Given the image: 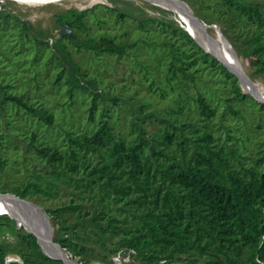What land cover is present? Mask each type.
Listing matches in <instances>:
<instances>
[{
    "label": "rangeland",
    "instance_id": "obj_1",
    "mask_svg": "<svg viewBox=\"0 0 264 264\" xmlns=\"http://www.w3.org/2000/svg\"><path fill=\"white\" fill-rule=\"evenodd\" d=\"M184 1L210 25L209 38L232 52L264 89V72L251 54L252 48L264 44V0H241L260 7V20L237 0ZM80 13L83 18L78 20ZM65 21L70 22L72 36L60 32ZM185 27L176 12L147 0H56L41 5L0 0V192L18 195L40 182L42 191L30 186L26 197L20 195L33 203L17 199L43 214L44 209L51 210L68 222L89 218L104 205V223L111 215H129L123 202L102 201L99 187L87 190L77 183L87 180L90 170L105 159L103 151L86 150L78 137L93 134L104 122L113 127L119 141H140L144 132L148 153L153 139H163L167 130L190 137L194 146L197 136L211 132L215 144L228 154L238 149L232 158L234 168L240 169L243 162L250 169L249 178L261 170L264 162L258 165L255 160L264 155V102L244 87L237 74V82L227 76L223 61L182 32L188 31ZM75 35L108 37L128 45L119 55L79 45L72 40ZM64 48L92 79L88 90L74 85L59 65L56 54ZM259 54L264 58V51ZM237 84L249 93L246 98L236 92ZM8 94L24 95L29 103L50 112L53 121L7 100ZM199 95L215 110L212 117L202 112ZM56 150L61 158L53 157ZM3 214L13 220L0 217V253L5 256L0 264H39L36 259L42 264H67L64 259H44L25 239L31 229L13 213ZM132 218L131 222L139 221ZM49 226L54 237L51 219ZM63 231L79 251L70 249L75 256L67 253L80 264H139L137 256L122 247V235L104 241L83 226ZM177 256L208 259L198 249Z\"/></svg>",
    "mask_w": 264,
    "mask_h": 264
},
{
    "label": "trees",
    "instance_id": "obj_2",
    "mask_svg": "<svg viewBox=\"0 0 264 264\" xmlns=\"http://www.w3.org/2000/svg\"><path fill=\"white\" fill-rule=\"evenodd\" d=\"M237 3L244 5L257 19L262 18L257 5L241 0ZM82 18L83 13L77 15L78 20ZM182 32L198 43L188 31ZM72 40L94 50L119 55L125 53L128 45L126 42L115 43L108 37L79 38L75 35ZM262 51L264 44L260 43L252 48L251 54L253 63L264 72V58L259 54ZM205 55L211 54L206 52ZM56 57L74 85L84 90L94 85L65 48ZM212 58L217 59L215 56ZM222 66L226 75L237 82V75L227 65ZM236 92L242 98L249 95L238 84ZM94 93L99 94L98 91ZM6 99L49 123L53 121L50 112L29 103L24 95L8 94ZM198 100L206 116L212 117L216 113L203 95H199ZM162 138L153 139L152 152L148 153V144L144 141L148 138L144 132L140 141H119L109 122L102 123L91 135L79 136L86 150L103 151L105 159L102 165L90 170L87 180L81 179L77 183L85 184L87 190L99 187L102 201L123 202L129 215L122 218L111 215L104 223L102 219L107 213L104 205L89 218L68 222L47 209L55 227L54 240L77 254L76 244L63 230L69 227L78 230L83 226L104 241L122 235V247L136 255L139 264H155L162 259L174 264H264V167L254 171V176L249 178L250 169L243 162H239L240 169L232 166V158L238 149L233 148L228 154L224 146L215 144L216 139L211 132L197 136L195 146L190 137H180L169 130ZM74 156L77 158L78 152H74ZM53 157L61 158L57 150ZM255 162L262 164L264 155ZM76 167L74 165L72 169L76 170ZM30 186L42 191L41 183L33 182L18 195L26 197ZM0 217L12 219L5 214H0ZM131 217L139 221L131 222ZM25 239L44 259L58 261L43 251L37 236L28 233ZM192 249L207 254L208 259L201 262L177 256ZM0 260L2 263L5 261L4 253H0ZM36 262L42 264L39 259Z\"/></svg>",
    "mask_w": 264,
    "mask_h": 264
},
{
    "label": "bare ground",
    "instance_id": "obj_3",
    "mask_svg": "<svg viewBox=\"0 0 264 264\" xmlns=\"http://www.w3.org/2000/svg\"><path fill=\"white\" fill-rule=\"evenodd\" d=\"M17 1L23 4L41 5V4H47L49 2L56 1V0H17ZM181 19L182 18L180 17V20ZM194 26L196 27L195 34L197 35L199 41L207 49L213 51L216 54H219L221 58L229 66H231V68L238 74L248 75L247 72L242 68L240 60L232 52L227 51L217 46L209 38V36L206 34L204 28L201 25L196 24ZM185 28L187 29V27ZM242 78H243V81H242L243 85L247 90H249L250 92L256 93L257 96L262 97L264 99V89L260 87L261 85L259 86L256 82H253L252 78L250 80L254 84L251 81L246 80L244 76H242ZM7 212H11L15 216H18V221L20 223L24 222L26 226L31 229L32 232L37 233V236L40 239V242L45 247V251L48 254H50L52 257L64 259L67 264H80L77 260L72 258L66 251H62L59 247H57L56 245L52 243L51 241L52 235H51V230L49 226V221L46 219L47 217L44 216V214L41 211H39L37 208H34V207L31 208V207L26 206L24 203L20 202V200L15 198L14 196L8 197V196L0 195V214L7 213Z\"/></svg>",
    "mask_w": 264,
    "mask_h": 264
},
{
    "label": "water",
    "instance_id": "obj_4",
    "mask_svg": "<svg viewBox=\"0 0 264 264\" xmlns=\"http://www.w3.org/2000/svg\"><path fill=\"white\" fill-rule=\"evenodd\" d=\"M147 1H149L150 3H152V4H155V5H158V6H161V7H163V8H166V9H168V10H172V11H174V12H176L183 20H184V22L188 25L187 26V30H188V32L195 38V40L202 46V47H204L207 51H209V52H211V53H213L215 56H217L221 61H223V63L225 64V65H227L228 67H229V69L231 70V71H233V72H235L232 68H231V66H229L222 58H221V56L219 55V54H216V53H214L213 51H211V50H209V49H207L200 41H199V39H198V37H197V35L195 34V29H196V27L194 26V25H201V26H204V28H205V32H207V30H209L208 28H209V24L208 23H206L203 19H201V18H199L195 13H194V11L192 10V8L187 4V2H185L184 0H147ZM60 32H61V34L62 35H68V36H72L73 35V31H72V29H71V27H70V22L69 21H65V22H63V23H61V30H60ZM210 32V31H209ZM210 34H211V32H210ZM228 41H229V43H230V45H231V47H233V45H232V43H231V41L228 39V38H226ZM235 74H237L239 77H240V80H241V82L243 81V78H242V76H244L245 78H246V80H248V81H251L250 79V76H248V75H240V74H238L237 72H235ZM252 82V81H251ZM253 83V82H252ZM254 84V83H253ZM249 92V91H248ZM251 93V92H250ZM251 94H253L255 97H257L259 100H261V101H263L264 102V100H262V99H260V97H258L257 96V94L256 93H254V92H252ZM0 194L1 195H3V196H8V197H12L11 195H16L15 193H6V192H0ZM17 197L16 198H19V199H21V200H23L25 203H33L32 201H28V200H25V199H23V198H20V195H16ZM35 204V203H34ZM44 211V214L47 216V218H48V221H49V219H51V215L49 214V212L46 210V209H44L43 210ZM17 227H19L20 228V225H18L17 224ZM54 227V226H53ZM32 234H34L35 236H37V233H35V232H31ZM51 241H52V243L54 244V245H56L57 247H59L62 251H68L61 243H59V242H57L56 240H54V237H51ZM38 243L41 245V247H42V249H43V251L47 254V255H49L50 257H52L50 254H48L46 251H45V249H44V247H43V245L40 243V241H39V239H38ZM72 254V253H71ZM73 255V254H72ZM52 258H55V257H52ZM81 264H83V263H81ZM90 264H101L100 262H93V263H90Z\"/></svg>",
    "mask_w": 264,
    "mask_h": 264
},
{
    "label": "built area",
    "instance_id": "obj_5",
    "mask_svg": "<svg viewBox=\"0 0 264 264\" xmlns=\"http://www.w3.org/2000/svg\"><path fill=\"white\" fill-rule=\"evenodd\" d=\"M14 260H16V259H14ZM16 261H18V260H16ZM101 264H104V263H101ZM155 264H174V263L169 262L167 259H162L160 262L155 263Z\"/></svg>",
    "mask_w": 264,
    "mask_h": 264
}]
</instances>
